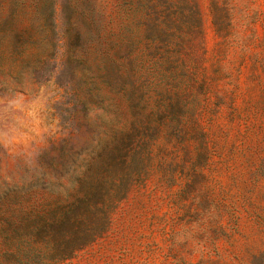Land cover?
<instances>
[{
  "label": "rangeland",
  "instance_id": "obj_1",
  "mask_svg": "<svg viewBox=\"0 0 264 264\" xmlns=\"http://www.w3.org/2000/svg\"><path fill=\"white\" fill-rule=\"evenodd\" d=\"M0 264H264V0H0Z\"/></svg>",
  "mask_w": 264,
  "mask_h": 264
}]
</instances>
